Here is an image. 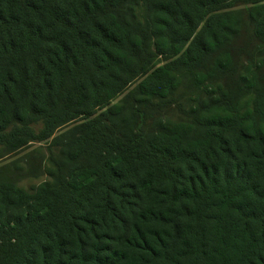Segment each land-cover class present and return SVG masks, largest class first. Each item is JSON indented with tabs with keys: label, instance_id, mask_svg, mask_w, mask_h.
Returning a JSON list of instances; mask_svg holds the SVG:
<instances>
[{
	"label": "trees",
	"instance_id": "obj_1",
	"mask_svg": "<svg viewBox=\"0 0 264 264\" xmlns=\"http://www.w3.org/2000/svg\"><path fill=\"white\" fill-rule=\"evenodd\" d=\"M0 264H264V0H0Z\"/></svg>",
	"mask_w": 264,
	"mask_h": 264
}]
</instances>
